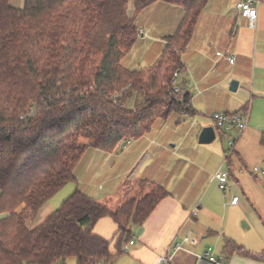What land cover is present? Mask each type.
<instances>
[{
    "label": "trees",
    "instance_id": "16d2710c",
    "mask_svg": "<svg viewBox=\"0 0 264 264\" xmlns=\"http://www.w3.org/2000/svg\"><path fill=\"white\" fill-rule=\"evenodd\" d=\"M155 2L183 18L151 67L128 70L135 18ZM207 0H0V264H112L160 201L161 185L111 209L75 190L40 224L39 209L65 185L87 147L111 153L155 120L194 116L189 94H173V73ZM132 11L130 13L129 7ZM220 140L223 136L218 132ZM83 141H87V144ZM109 218L111 242L93 233ZM223 252L258 259L225 239Z\"/></svg>",
    "mask_w": 264,
    "mask_h": 264
},
{
    "label": "crops",
    "instance_id": "0c3cea01",
    "mask_svg": "<svg viewBox=\"0 0 264 264\" xmlns=\"http://www.w3.org/2000/svg\"><path fill=\"white\" fill-rule=\"evenodd\" d=\"M241 1L207 0L197 18L192 36L180 54L182 71L178 78L179 85L186 83L185 92L195 115H180L192 117L193 121L170 140L173 145L163 147L157 154L165 157L164 162L154 163L151 154H156L160 144L154 135L146 133L137 140L121 142L111 153L87 147L74 168L76 182L70 183L73 191L79 190L111 209L145 195L153 185H161L169 193L140 228L132 229L133 244H127L128 251L112 264H157L160 257L170 253L174 243H182L185 237L194 240V245L182 243L184 251L175 254L170 264H196L195 256L212 245L214 255L225 264H264V230L260 232L264 229V175L256 179L259 174L253 172L254 167L249 176L245 172L252 164H264V130L252 123L253 112L258 107L264 111V0H259L254 28L240 16L237 5ZM183 15L180 7L163 2H155L137 15L135 24L142 34L124 56L122 66L128 70L153 66ZM217 52L224 57H218ZM226 57H233V63ZM232 81L238 83L234 92L229 90ZM235 112L247 115V128L236 137L230 155L226 156L218 132L215 140L221 146L215 140L208 145L198 144L200 131L214 128L212 114ZM219 170L227 171L229 176L227 195L218 193L214 174ZM240 193L244 205L248 203L257 210L263 226L247 233L235 226L213 227L209 218L219 211L238 209L240 199L236 205H231L230 200ZM116 232L109 218L99 220L93 227L94 234L111 242V252H115ZM225 239L258 259L237 253L228 257L223 252Z\"/></svg>",
    "mask_w": 264,
    "mask_h": 264
},
{
    "label": "rangeland",
    "instance_id": "374dc122",
    "mask_svg": "<svg viewBox=\"0 0 264 264\" xmlns=\"http://www.w3.org/2000/svg\"><path fill=\"white\" fill-rule=\"evenodd\" d=\"M9 1H10V4L14 8H17V9L23 8L24 0H9ZM176 84L177 85L179 84V79L176 80ZM252 117H253L252 123L257 125L260 128V130L263 131L264 130V111L263 109L258 107L255 110V112H253ZM190 121H193L192 117L191 118L183 117V116H180L179 114H171L169 117H167L164 120L154 121V123L151 126V129L147 133H150V135H154L155 137L154 140L157 142V144L158 143L160 144L159 148L156 151V154L155 155L151 154L154 157L155 164H161L164 162L165 157H163L162 155L158 156L157 154H161L160 152L163 147L169 148V146L173 145L174 143L170 140H172L174 136L178 135L182 128L186 126L188 127L190 124ZM230 134H231V138L233 137V135H235L234 133L227 134L224 137L223 142H222V145L226 150H228L227 142L230 139L229 137ZM83 142L87 144V141H83ZM214 142L218 143L221 146L218 139L215 140ZM261 165L262 163L252 164L248 167L249 171H246L245 169V172L249 176L253 167L255 166L259 167ZM260 178H261V175L256 176V179H260ZM229 188L230 187H228L227 185V188L225 191L218 190V193L227 195L228 192L230 191ZM151 189L149 190V192L151 191ZM73 190H74L73 184L65 185L59 192H57L51 198V200L45 207H43L41 210L37 212L33 220L27 222V226L29 228H32L34 224L40 218L46 215L49 211L53 212L54 210H56L60 206V204L74 192ZM121 195L122 194H120V196ZM237 197L238 199H240L239 208L236 210L229 209L226 211V213L220 212V211L217 212V215H213L209 218V222L211 223V225L215 227L216 229H230L231 227L235 226V227H239L246 233L248 231H253L252 229L254 228H261L263 225L259 218L260 215L258 214L257 210L248 203H245L244 205L243 197L241 193ZM2 217H4V215H0V218ZM263 230L264 229H260V232L262 233ZM210 247L214 248L213 245ZM66 264H75V259L74 258L68 259Z\"/></svg>",
    "mask_w": 264,
    "mask_h": 264
},
{
    "label": "built area",
    "instance_id": "2783aa9c",
    "mask_svg": "<svg viewBox=\"0 0 264 264\" xmlns=\"http://www.w3.org/2000/svg\"><path fill=\"white\" fill-rule=\"evenodd\" d=\"M259 4V0H242L238 5V10L240 16L244 18L248 26L250 28L255 27L256 17H257V6ZM142 34L141 31L137 32V35ZM216 55L218 57H224V54L221 52H217ZM229 63H233V57H226ZM182 68L180 67L173 73L172 79V93L175 95L182 96L186 94L185 87L186 83H182L181 85L176 84V80L179 78L181 74ZM211 119L214 124L215 133L220 132L222 135L226 136L229 133H234L233 137L228 140L227 146L228 150L226 151V156L230 155L231 151L234 148L236 137L240 136L247 128V115L243 112H235V113H214L211 116ZM253 172L259 175H264V164L259 167H254ZM228 173L227 171H217L214 174V179L217 182L218 189L220 191H225L228 185ZM238 202V197H232L230 200L231 205H236ZM182 243H187L190 245H194V240L185 237L182 239ZM182 243H174L170 247V253L164 254L159 258L157 264H170L172 258L178 252L184 251L182 247ZM129 245L133 244V241H129ZM124 252H127V247L123 248ZM196 264H225L224 260L221 258H217L211 247L205 249L203 254L195 256Z\"/></svg>",
    "mask_w": 264,
    "mask_h": 264
},
{
    "label": "water",
    "instance_id": "95a60500",
    "mask_svg": "<svg viewBox=\"0 0 264 264\" xmlns=\"http://www.w3.org/2000/svg\"><path fill=\"white\" fill-rule=\"evenodd\" d=\"M238 83L236 81H232L229 86V90L234 92L237 89ZM216 138L215 129L213 127H204L198 136V144L200 145H208L211 144ZM140 232V230H139Z\"/></svg>",
    "mask_w": 264,
    "mask_h": 264
}]
</instances>
